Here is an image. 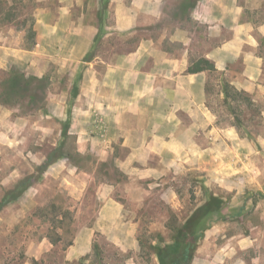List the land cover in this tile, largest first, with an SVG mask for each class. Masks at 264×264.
<instances>
[{
  "label": "rangeland",
  "instance_id": "obj_1",
  "mask_svg": "<svg viewBox=\"0 0 264 264\" xmlns=\"http://www.w3.org/2000/svg\"><path fill=\"white\" fill-rule=\"evenodd\" d=\"M190 1L194 8L198 0H165L163 18L155 23L157 30L177 22L191 33L202 35L205 24L191 19L187 12L184 15L191 8ZM238 1L247 6L249 18L257 22L264 19V0ZM43 3L54 12L59 4L58 0ZM43 3L31 0L27 8L34 13ZM8 6L0 11V28L12 36L24 26V15L18 14L25 7L18 3L16 9L12 8L16 16L7 18L4 13ZM113 19L109 7L103 15L104 26H110ZM35 38H27L25 31L23 45L32 47ZM136 40L113 32L103 39L96 53L109 58L115 51L130 50ZM78 46L70 52L79 55ZM172 47L179 51L177 41ZM31 61L17 68L30 75H49L47 82H41L47 85L46 106H37L41 94L35 95L32 102L23 95L16 106L0 103V264H99L92 252L94 240L100 246L103 264H159L153 247L170 249L174 228L210 195L219 197L222 203L197 226L188 264H264V100L257 101L261 116L250 120V113L240 115L237 130L231 125L234 119L222 104L221 94L215 91L208 96L203 118L198 114L196 119L193 111L187 116L182 112L184 124V120H193L198 127L175 126L173 122L172 142L164 151L156 152L153 141L169 131L160 118L151 119L154 125L148 126L147 116L125 114L121 123L127 128L117 126L94 105L84 88L77 98L70 96L73 74L80 63L48 57L28 69ZM210 81L216 90L217 79L210 76ZM90 102L92 106H88ZM73 107L78 113L71 133L63 137L67 111ZM231 127L236 136L247 140V145L231 137ZM247 131L251 136H240ZM125 137L134 143L148 140L151 145L146 152L144 148L135 150V159L129 158L130 148L122 145ZM185 138L188 145L183 142ZM57 154L61 157L30 187L5 203L8 189ZM52 201L69 209L72 221L65 217L62 225L57 224L60 227L52 229L51 211L47 209L50 214H43L45 205ZM97 214L112 221L102 219L96 223L90 250L67 259L68 241L72 243L82 231L86 238L80 241L86 242L87 227L93 226ZM53 231L61 234L56 244L45 236L53 235ZM42 238L52 245H41ZM32 252L38 253L36 263Z\"/></svg>",
  "mask_w": 264,
  "mask_h": 264
},
{
  "label": "crops",
  "instance_id": "obj_2",
  "mask_svg": "<svg viewBox=\"0 0 264 264\" xmlns=\"http://www.w3.org/2000/svg\"><path fill=\"white\" fill-rule=\"evenodd\" d=\"M58 3L56 12L45 3L36 7L33 24L36 38L30 48L23 45L24 28H17L12 36L0 28V71L12 66L24 67L30 58L28 69L34 62L48 57L80 63L73 74L71 98H77L84 88L94 105L125 129L121 123L125 114L147 116L148 126L160 118L169 131L159 135L157 142L153 141L156 143L153 151L162 152L169 147L173 124L198 127L193 120L189 123L184 120V124L182 112L187 116L193 111L197 119L198 114L203 118L207 109V72H187L191 59L199 56L211 59L235 87L247 91L255 101L264 100V19L257 22L249 18L247 6L238 0H198L194 8L186 9L189 11L184 15L188 13L191 19L205 24L206 29L199 36L177 22L170 28L164 25L163 30L160 27L157 30L155 23L163 18L165 0H58ZM109 7L114 19L110 26H104L103 15ZM113 32L137 38L134 47L125 52L115 51L109 58L96 53L103 39ZM175 41L179 51L172 47ZM77 46L79 55L70 52ZM88 106H92L91 102ZM77 113L74 107L70 108L68 133ZM231 137L247 145V140L236 136L234 130ZM183 142L189 144L187 138ZM122 145L130 148L128 157L135 159V150L144 148L146 152L151 141L134 143L125 137ZM242 154L246 156L245 151ZM102 219L112 221L97 214L93 226L87 227L89 239L83 243L80 240L86 235L82 231L77 234L65 250L67 259L90 250L92 233ZM46 242L42 238L39 243ZM32 256L38 259V253L32 252Z\"/></svg>",
  "mask_w": 264,
  "mask_h": 264
},
{
  "label": "trees",
  "instance_id": "obj_3",
  "mask_svg": "<svg viewBox=\"0 0 264 264\" xmlns=\"http://www.w3.org/2000/svg\"><path fill=\"white\" fill-rule=\"evenodd\" d=\"M29 1L31 0H0V11L3 12L7 4H9L8 12L4 13V16L10 18L11 16H16V13H12V8L16 9V5L18 3L25 7V10H22V13H19L18 15H24L23 28L26 31L27 38L33 39L35 36V30L33 28L35 17L34 13H32L30 9L27 8V3ZM190 7H193L192 1H190ZM27 22L29 24L25 26ZM200 71H206L209 76L205 81V91L207 92V95L210 97L215 91L216 94H221L222 104L226 106V109L234 119V122H232L231 125H233L237 130L239 129V126L241 124L240 115L250 113V120H254L257 115L261 116L260 104L257 101L253 100L247 91L235 87L225 76L224 72L219 71L215 67L214 62L211 59L205 56H199L189 61L187 72L196 73ZM210 76H213L215 79H217L216 85L218 86V88L216 90L214 86L215 84L210 81ZM47 80H49V75H30L18 69L17 67H11L8 70L1 71L0 103L16 106L20 105V102L23 101V95H27L26 97H29V101L32 102L36 99L35 95L41 94L40 104L37 106H46L45 90L47 89V85H42L41 82H47ZM246 110L249 112H246ZM69 124L70 108L67 111V122L61 131L63 137H67V135H69ZM242 127L247 128L248 125H242ZM239 134L242 137L251 136L250 131H247V133ZM57 149L55 150V152L59 151V148ZM60 157L61 154L49 156L44 163L40 164L37 167L35 172L29 173L19 179L10 189H8L5 203L9 200L18 198L28 187L32 185L33 181H35V179H37L51 163H53ZM221 203L222 201L219 197L210 195L209 198L205 200V202L197 206L192 211L190 216L182 224L174 228L173 243L170 249L154 246L153 249L158 258L159 264H188L190 261L191 252L196 242V232L198 231L197 226L201 222V219L208 212H210L211 210L219 209ZM47 209H49V211H51L52 213L50 220L52 223H54L52 229H54V227L56 226L62 225V220L65 217H68L69 221H72L70 210L61 208V206H58L53 201L46 204L45 208H43L44 215L50 214ZM57 215H59L60 218H57ZM45 236L52 244H56L61 240V234L56 231L53 233V235L46 234ZM67 244H71V240H69ZM92 252L95 256V261H97V263L99 264H103L101 249L96 240L93 241ZM83 258H86V256H83L82 259ZM33 262L36 263V260L34 259Z\"/></svg>",
  "mask_w": 264,
  "mask_h": 264
}]
</instances>
